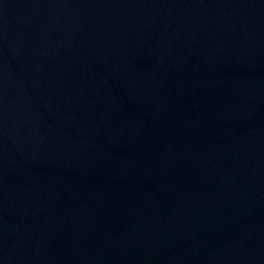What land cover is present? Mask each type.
Returning a JSON list of instances; mask_svg holds the SVG:
<instances>
[{"label": "water", "instance_id": "1", "mask_svg": "<svg viewBox=\"0 0 264 264\" xmlns=\"http://www.w3.org/2000/svg\"><path fill=\"white\" fill-rule=\"evenodd\" d=\"M0 264H264V0H0Z\"/></svg>", "mask_w": 264, "mask_h": 264}]
</instances>
